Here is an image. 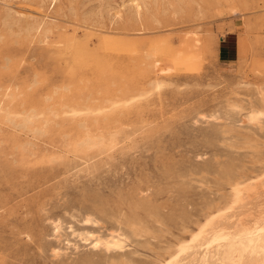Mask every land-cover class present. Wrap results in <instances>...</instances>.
<instances>
[{
  "label": "rangeland",
  "instance_id": "obj_1",
  "mask_svg": "<svg viewBox=\"0 0 264 264\" xmlns=\"http://www.w3.org/2000/svg\"><path fill=\"white\" fill-rule=\"evenodd\" d=\"M132 11L130 0H0V100L8 90L11 112L45 114L30 128L0 121V264H159L236 179L264 171V118L246 122L264 112V0ZM236 40L242 53L222 68L220 44L230 53ZM124 100L86 123L63 114ZM83 133L113 144L75 151ZM114 237L121 248L105 251Z\"/></svg>",
  "mask_w": 264,
  "mask_h": 264
},
{
  "label": "bare ground",
  "instance_id": "obj_2",
  "mask_svg": "<svg viewBox=\"0 0 264 264\" xmlns=\"http://www.w3.org/2000/svg\"><path fill=\"white\" fill-rule=\"evenodd\" d=\"M56 1L57 0H49L50 4H54ZM130 3H131V7L133 9V11H132L133 18H138L140 16V11L146 7V0H130ZM38 28L40 29V25H38V27H36V29H38ZM238 47H239V53H242V44L240 41H239ZM11 98H12V96L8 93V90H6L4 92V94L2 95V99L0 100V121H10V123H12L13 121H16L18 123V125L21 124L22 126L29 127L32 124L39 122V120L42 119L43 116L45 115L43 113L36 112L35 110H32V109L30 111L21 112V113L11 112L8 109V107L5 106L7 104H5V105L3 104L4 101L11 100ZM126 103H127V100L111 101L106 106L101 105V106H97V107H90V106L71 107V108L63 111V114L65 115V118H69L75 122L86 123L88 120H99L105 114H108L110 112H114L115 110L126 106ZM230 110H232V107L230 108ZM238 111H240V110H238ZM246 111H247V109H246ZM240 113H243V112H240ZM240 113H238V114H240ZM260 113H264V112L257 110V109H251L248 116L246 117L247 120L246 119H244V120H246V122H248L250 125H254V124L256 125V123H258V121H261L260 120L261 117L259 116ZM253 114H257V119L253 120L251 118ZM260 124H261V122H260ZM26 129H28V128H26ZM261 129H263V128H261ZM104 136L102 134L101 135L100 134L94 135L92 133H85L83 135V137L81 136V138L79 140L77 138V140H76L77 142L73 145V148L75 151H80L81 153H82V151L83 152H85V151L89 152V150H92L94 148L98 149V148L103 147L104 149H106L104 146H106L108 144H113V140L112 141L110 140L106 144ZM111 138L113 139V137H111ZM251 141H253V140H251ZM253 142H255V141H253ZM244 147H246V146H244ZM104 149H102V150H104ZM87 152H85V153H87ZM77 153H79V152H77ZM244 174H243V176H245ZM255 175H256V173H255ZM236 180H238V179H236ZM235 181L233 182L234 184L231 188L232 189L231 195H230V199L228 200V202L226 201L227 203L222 208H220V206H219V208L216 211L214 210L215 212H213V214L207 215L206 218H204V222H202L201 224L198 225L197 230L190 236L189 240L183 241L182 243L178 244L179 246L176 247L175 251H173L170 255H168V257L166 259H163L159 264H170V262H171V264H216L215 256L218 254V252H217V248L215 245H213L212 248H208L203 240L197 241L195 244L191 243V241L193 239V236H195L197 233H199L203 224L206 223L212 216H216L218 213H225V217H235V220L222 218V219H224V222L226 224H228L229 226L233 225L237 220H240V218H243V222L246 224H254L255 223V220L259 217V215L261 213V209L264 208V171L260 174V176L256 177L255 179H250L249 181H236V182ZM214 207H216V205ZM229 208H232L231 212L227 211ZM131 227H132V230H133L132 233L134 234V236L140 235L143 232L140 230V228H139L140 226H138L139 229L134 227V226H131ZM141 236H144V235H141ZM205 239H207V238H205ZM121 245H122L121 239L116 238V237L111 238L110 240H106L103 243L105 251L106 250L110 251V250L119 249V248H121ZM182 245L187 246L186 250L181 251ZM253 247L256 248V254H252V252L250 251L249 253L246 254L245 259H246V261H250L251 264H260L261 256L259 254V245L254 244ZM167 254H168V252H167ZM219 254L222 255V253H219ZM163 256H165V255H163ZM121 261H123V260L121 259ZM120 264H122V263H120Z\"/></svg>",
  "mask_w": 264,
  "mask_h": 264
},
{
  "label": "snow or ice",
  "instance_id": "obj_3",
  "mask_svg": "<svg viewBox=\"0 0 264 264\" xmlns=\"http://www.w3.org/2000/svg\"><path fill=\"white\" fill-rule=\"evenodd\" d=\"M259 116L264 118V113H260ZM251 118L257 119V114H253ZM227 211L231 212L232 208ZM222 218L235 220V217H225V213L212 216L203 224L199 233L193 236L191 243L195 244L203 240L208 248L215 245L218 252L215 256L216 264H251L250 261H246L245 256L250 251L256 254V248L253 245L258 244L260 264H264V208L261 209L254 224H246L243 218H240L229 226ZM186 248V245H182L181 251Z\"/></svg>",
  "mask_w": 264,
  "mask_h": 264
},
{
  "label": "crops",
  "instance_id": "obj_4",
  "mask_svg": "<svg viewBox=\"0 0 264 264\" xmlns=\"http://www.w3.org/2000/svg\"><path fill=\"white\" fill-rule=\"evenodd\" d=\"M223 42H225V40H223ZM222 44L219 46L216 57L222 68L230 70L237 63L239 57L238 42L237 40L235 41L234 49L233 51H230V53L228 52V49Z\"/></svg>",
  "mask_w": 264,
  "mask_h": 264
}]
</instances>
